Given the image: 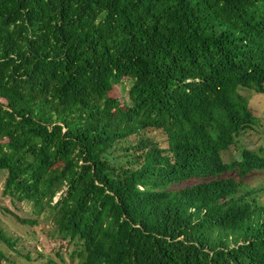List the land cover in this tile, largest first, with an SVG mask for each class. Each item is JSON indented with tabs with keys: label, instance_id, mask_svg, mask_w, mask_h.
Here are the masks:
<instances>
[{
	"label": "trees",
	"instance_id": "trees-1",
	"mask_svg": "<svg viewBox=\"0 0 264 264\" xmlns=\"http://www.w3.org/2000/svg\"><path fill=\"white\" fill-rule=\"evenodd\" d=\"M243 89L264 93V0H0L2 193L75 264H264V186L241 181L264 140L220 156L261 123Z\"/></svg>",
	"mask_w": 264,
	"mask_h": 264
},
{
	"label": "rangeland",
	"instance_id": "rangeland-1",
	"mask_svg": "<svg viewBox=\"0 0 264 264\" xmlns=\"http://www.w3.org/2000/svg\"><path fill=\"white\" fill-rule=\"evenodd\" d=\"M124 84H117L113 87L111 94L113 96H119L126 98L127 90L130 86V82L125 80ZM241 94L249 100V108L251 109L254 116L260 118V124L256 126V130L245 131L239 141L229 146V149L222 153V158L225 161H230L239 156L240 149L242 147L251 149L255 148L261 140H264V94L253 93L248 89L240 90ZM146 137L157 141L158 144L164 140V135L158 130L147 129ZM118 158V157H117ZM5 171H0V228L8 232L18 240L15 244V249L20 250L23 253L30 252L35 264H45L48 258L55 260L56 264H75V259L63 255V260L55 254L52 250V246L56 244L58 239H52L54 224L50 220L41 222L38 219L37 214L33 212L32 206L28 202L12 201L9 195H4L3 185L5 180ZM245 180L250 185H261L264 184V171L253 170L244 176ZM55 198L53 199L54 202ZM2 206L7 207L10 211L5 212L2 210ZM16 215L23 217L35 216L38 219V223L30 226L20 225L17 223ZM40 216L44 218L43 212ZM42 228L50 229V234L46 235L42 232ZM233 243H230L232 246ZM0 251L12 262L8 263L7 260L0 261V264H25L23 258L16 252L10 251L8 246L0 243ZM42 253L40 256L38 253ZM47 264H54L53 262Z\"/></svg>",
	"mask_w": 264,
	"mask_h": 264
},
{
	"label": "clouds",
	"instance_id": "clouds-1",
	"mask_svg": "<svg viewBox=\"0 0 264 264\" xmlns=\"http://www.w3.org/2000/svg\"><path fill=\"white\" fill-rule=\"evenodd\" d=\"M248 90H250V89H248ZM261 94H264V93H261ZM248 102H249V100H248ZM249 130H255V129H249ZM232 144H234V143H231L230 145H232ZM229 145V146H230ZM229 146L227 147V148H225V149H222V150H220V156H221V159H222V161L224 162V163H226L228 166H229V164H231L232 163V160H238V157H236V158H234V159H232V160H230V161H225L223 158H222V153L223 152H225V151H227L228 149H229ZM239 154H240V152H239ZM229 168V167H228ZM253 171V170H252ZM231 173H235V170H228V171H226V172H224V173H222V174H220V176H225V175H227V174H231ZM245 176V175H244ZM244 176H242L241 178V181L243 182V183H245V184H247V187L249 186L250 187V184L248 185V182L245 180V178H244ZM190 181H194V179H188L186 182H190ZM252 186V185H251ZM258 187L255 189L256 190V192L258 193V192H260L261 190H263V186H264V184H261V185H257ZM55 198V200L54 201H56L57 199H58V196H55L54 197ZM247 200H248V198H247ZM247 200L245 201V204H244V214L247 212L246 211V209H245V206H246V202H247ZM261 202H264V195H262L261 196ZM263 215H264V211H262L261 212Z\"/></svg>",
	"mask_w": 264,
	"mask_h": 264
}]
</instances>
